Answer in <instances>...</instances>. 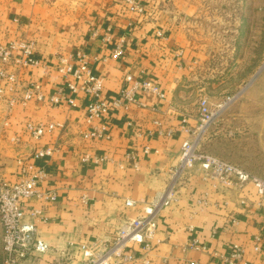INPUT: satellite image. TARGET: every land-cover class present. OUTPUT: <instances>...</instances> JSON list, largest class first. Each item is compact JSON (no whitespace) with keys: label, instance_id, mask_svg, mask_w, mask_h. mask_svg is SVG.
I'll return each instance as SVG.
<instances>
[{"label":"crops","instance_id":"obj_1","mask_svg":"<svg viewBox=\"0 0 264 264\" xmlns=\"http://www.w3.org/2000/svg\"><path fill=\"white\" fill-rule=\"evenodd\" d=\"M242 2L235 6L240 14L230 27L234 34L223 42L231 48L225 57L202 50L208 45L197 44L190 34L186 39L176 18L164 20L169 12L152 10L149 1L140 14L129 12L124 0H0V45L17 38L33 41L48 62L32 72L18 70L23 80L43 84L45 101L17 105L10 125L0 126V147L10 146L3 150L0 181L15 180L18 156L54 149L52 156L31 159L48 172L42 188L57 196L53 203L38 204L45 218L38 223V235L49 245L40 264H82L101 254L126 220L155 204L160 206L149 251L152 264H232L235 246L242 259L233 264H264V201L255 185L222 182L201 163L181 167L183 144L195 138L200 124L198 99L191 95L206 85L211 101L223 100L231 90L240 95L222 119L224 127H232L230 132L210 133L206 142L240 143V164L235 165L264 177V57L249 58L248 51L254 31L264 24V0ZM207 7L197 0H174L173 8L181 13ZM121 41L126 52L115 59L111 52ZM77 52L92 58L94 72L104 77L107 97L130 85L126 76L131 75L153 81L165 98L140 91L137 97L145 106L127 105L107 121L89 124L88 98L74 94L68 88L72 77L57 70L61 56ZM220 62L240 63V69L246 62L255 66L235 82V72L226 73L227 68L216 65ZM56 95L61 101L52 104L49 98ZM71 97L77 107L69 104ZM6 109L0 103L2 117ZM25 118L60 121L65 129L35 141L23 134ZM102 127L108 138H83L86 130ZM16 136L19 143L13 141ZM87 157L90 162H84ZM98 158L105 159L96 163ZM127 200L134 205L126 206ZM84 243L90 244L88 252L79 249ZM143 246L135 244L131 252L141 257Z\"/></svg>","mask_w":264,"mask_h":264},{"label":"built area","instance_id":"obj_2","mask_svg":"<svg viewBox=\"0 0 264 264\" xmlns=\"http://www.w3.org/2000/svg\"><path fill=\"white\" fill-rule=\"evenodd\" d=\"M153 0H124V4L129 12L144 13L147 10V2ZM158 36L164 37V32L158 30ZM126 48L124 41L118 42L112 52L111 57L122 58ZM38 54L33 41L17 38L11 40L6 45H0V101L6 103V117L4 126L10 125V115L13 114L17 105L26 106L31 101L44 102L45 90L40 82L23 80L18 70L32 72L35 68L47 65ZM15 68H17L15 70ZM57 70L64 76L72 77L73 81L68 84V88L74 94H83L88 98L86 104V119L89 124L95 120L107 121L109 116L118 108L127 105L145 106L138 99L140 91L153 93L158 98L164 99L165 92L151 80H136L131 75L126 76V81L130 84L120 90L118 94L107 97L104 93V77L94 72L92 58L85 52H77L68 56H61L58 59ZM52 104H59L61 96H51ZM72 107H77L76 97L68 99ZM199 119L200 125L197 129L202 131L204 127L212 123L215 119V112L211 109L209 98L202 95L199 99ZM131 125V122H129ZM65 123L60 121L42 122L31 118H25L22 123L23 134L35 141L41 140L44 136L55 131H63ZM106 128H91L86 130L82 136L84 139H105ZM171 132L168 134L170 135ZM193 140H187L182 148L181 167H192L198 160L202 167L217 177L222 182L244 183L252 182L258 195L264 201V180L250 175L243 169L212 156H202L196 153L197 137L195 132ZM20 136H16L13 141L19 143ZM54 149L51 147L36 149L30 158L20 155L16 158L17 173L15 180L0 181V221L3 231V250L5 254L4 264H40L43 255L49 250V245L38 235V223L44 220L43 208H38V204L46 205L56 201V192L43 189V183L48 179V172L44 166L38 165L31 160L45 159L52 156ZM105 158H98L96 163ZM84 162H90L87 157ZM172 192L167 194V199H171ZM168 203L167 200L162 202ZM132 200L126 201V206H133ZM160 204L146 207L144 213L135 219L126 220L116 231L115 236L109 246L97 255H90L82 264H120L130 262L133 264H152L149 257L151 250V240L156 232V214ZM260 241V238H258ZM144 244L145 252L141 257L136 256L132 249L134 245ZM80 251H89L90 244L84 243L79 246ZM236 251L232 255L230 262L234 259H242V250L235 246ZM259 250V247H256ZM140 261V262H138ZM190 264H198L191 261ZM244 264H249L245 262Z\"/></svg>","mask_w":264,"mask_h":264},{"label":"rangeland","instance_id":"obj_3","mask_svg":"<svg viewBox=\"0 0 264 264\" xmlns=\"http://www.w3.org/2000/svg\"><path fill=\"white\" fill-rule=\"evenodd\" d=\"M248 1L250 3V0ZM197 3L199 6H203V7H205V4H207L208 10H181V13H179L178 10L176 9L174 10L173 8L174 0H160L159 3L158 0H155L149 6H151L152 10H160V11L164 10L165 12H169L164 20H166L167 17L169 20L171 19L174 20V18H176L175 19L176 26H179V28L177 29L178 30L180 29L182 31V33L180 32L182 36L188 39L187 37L190 34V36L194 40H196L197 44L208 45V47L202 46L201 48L202 50L207 49L209 50L210 53L221 56L229 55L231 53L230 50L231 48L230 47L225 48L226 44H224L223 42L229 40L232 37V34H234L231 33L232 24H235L236 17H239L238 14H240V10H235L236 8L235 6L237 5L241 6L242 3L244 2H242V0L239 1L238 0H197ZM154 7H157V9ZM246 10H249V8H247ZM262 22H264V16L262 17ZM252 36H253L252 39L253 42L251 43V46L249 47L248 50L249 58L264 57V24L258 27L254 31ZM221 63L222 62L216 65L222 67L224 66L223 68H227L226 73H228V71L235 72V74L233 75L235 82H237V80L240 79L242 76H244V73L248 71L246 68L249 69L250 67L255 66L252 62H246L244 63V65H242V68L240 69V63L238 64H233V63L221 64ZM16 69L17 68H15V70ZM203 86L204 88L201 87L199 91L196 90V93L191 95V99L193 98L198 99V104H199L200 97L202 95H206L209 98L211 109L215 112V117H214L215 119L212 121V123L204 127L202 131L199 132V130L198 131L196 130L198 134L197 142H196L198 146L196 153L202 156L205 155L212 156L221 159L225 162L229 161L228 163L232 162L234 163L233 165L240 164V149L236 146V145L240 146V143L238 144L228 143L227 145H224L221 143L206 142L207 140L205 139L206 136L210 133L214 134L215 132H217L218 134L219 133L221 134L223 131L224 133L230 132L232 127H228V126L224 127V122L222 119L226 117V113H225L226 108L230 104L238 100V98H240V95L235 94L236 92L231 90L227 94L226 98H224L223 100L211 101V97H210L211 93L209 91V88L206 85ZM219 98L217 97L216 99ZM2 102L4 101H0V103ZM12 115H10V118L12 117ZM6 117L8 116L3 115L2 117V113L0 112V126L2 122L4 123V119ZM6 149L8 150L10 149V146H8V144H4L2 147H0V161H2V156L4 155V152H6L3 150ZM196 163H202V162L198 160ZM259 178L264 180V177H259ZM4 262H5V254L3 250V231H2V224L0 221V264H4Z\"/></svg>","mask_w":264,"mask_h":264},{"label":"trees","instance_id":"obj_4","mask_svg":"<svg viewBox=\"0 0 264 264\" xmlns=\"http://www.w3.org/2000/svg\"><path fill=\"white\" fill-rule=\"evenodd\" d=\"M43 59V58H42ZM43 60H45V59H43Z\"/></svg>","mask_w":264,"mask_h":264}]
</instances>
